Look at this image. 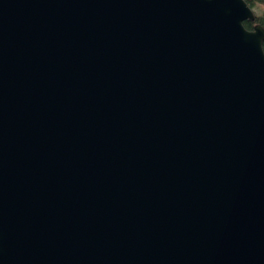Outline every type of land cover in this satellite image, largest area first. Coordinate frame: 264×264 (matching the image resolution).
I'll list each match as a JSON object with an SVG mask.
<instances>
[{
	"label": "water",
	"instance_id": "water-1",
	"mask_svg": "<svg viewBox=\"0 0 264 264\" xmlns=\"http://www.w3.org/2000/svg\"><path fill=\"white\" fill-rule=\"evenodd\" d=\"M244 0H0V264H264V28Z\"/></svg>",
	"mask_w": 264,
	"mask_h": 264
},
{
	"label": "trees",
	"instance_id": "trees-1",
	"mask_svg": "<svg viewBox=\"0 0 264 264\" xmlns=\"http://www.w3.org/2000/svg\"><path fill=\"white\" fill-rule=\"evenodd\" d=\"M245 3L251 7L252 9L260 8L261 14L257 15L254 14L255 20L253 22L251 21H244L243 28L247 29L249 31H252L255 27V25H260L262 28H264V0H244ZM262 49L264 50V44Z\"/></svg>",
	"mask_w": 264,
	"mask_h": 264
},
{
	"label": "rangeland",
	"instance_id": "rangeland-1",
	"mask_svg": "<svg viewBox=\"0 0 264 264\" xmlns=\"http://www.w3.org/2000/svg\"><path fill=\"white\" fill-rule=\"evenodd\" d=\"M252 10H253L254 14H255V13H256L257 15L261 14V10H260L259 7H258V8H255V7H254V9H252Z\"/></svg>",
	"mask_w": 264,
	"mask_h": 264
}]
</instances>
